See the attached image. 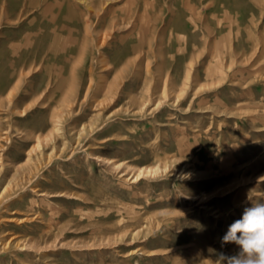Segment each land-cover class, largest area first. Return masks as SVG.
<instances>
[{
    "label": "rangeland",
    "instance_id": "obj_1",
    "mask_svg": "<svg viewBox=\"0 0 264 264\" xmlns=\"http://www.w3.org/2000/svg\"><path fill=\"white\" fill-rule=\"evenodd\" d=\"M36 1L0 0V8L13 3L17 11L22 2L27 11ZM99 1L104 22L143 2ZM70 2L74 15L85 13L80 0ZM150 2V12L163 10L162 42L154 37L145 62L147 43L114 30L103 74L111 79L110 71L132 54L138 55L135 69L99 112L97 127L78 135L91 115L85 101L63 122L61 135L37 149L30 178L0 206V242H10L0 249V264H212L219 253L239 252L221 238L244 208L264 200V0ZM30 11L24 20L40 21V10ZM7 23L0 19V27ZM8 55L1 30L0 130L9 137L0 140V192L31 165L35 137L51 130L43 99L34 103L23 92L39 85L41 70L26 75L12 101L15 111L2 102L15 75ZM13 64L16 70L19 63ZM160 77L182 96L173 100L170 93L155 102L151 95L143 110L131 107L128 97L138 100L148 82L152 92L160 90ZM127 205L143 215L141 227L127 226Z\"/></svg>",
    "mask_w": 264,
    "mask_h": 264
},
{
    "label": "bare ground",
    "instance_id": "obj_2",
    "mask_svg": "<svg viewBox=\"0 0 264 264\" xmlns=\"http://www.w3.org/2000/svg\"><path fill=\"white\" fill-rule=\"evenodd\" d=\"M64 1L65 6L63 8L62 5ZM150 1L143 0L141 6L135 7L130 14L121 15L119 17L110 16V19L106 22L99 17V12L103 8V3H100L99 0H95V2L80 0L81 5L83 4L82 8L85 13L79 16L74 15L75 9L73 6L75 5H71L70 0H61L60 2L59 0H38L34 4H31L32 7L27 11H22V2H20L21 4L17 11L14 9L15 6L17 8V5L13 3H4L1 6L0 19L3 18L6 25H8L7 22H9V26L0 27V31H5L6 34V47L9 52L8 61L11 67L10 75L12 76L15 73L9 85L10 90L4 98L5 100L2 102L6 104L8 110L11 108L12 111H15L17 108L16 106L14 107L12 101L20 85L26 81V75L34 69L41 70L43 76L39 85L35 86L29 84L27 89H24L23 92H28L29 96L35 99L34 103L39 98L43 99V103L47 105L46 107L48 109L46 122L51 127V130L49 128L50 131L46 135L41 136L38 134L41 133L42 127L39 128L37 131L39 132L37 134L38 136L35 137V141L33 140L35 145L27 155L31 165L27 169L21 168L22 173L20 175H15L14 179L7 182L6 186L3 187L0 192V206L3 205L7 198L11 197L12 190L17 188L19 183L30 178L34 167L32 162L38 157L34 155L37 149L43 145L47 146L51 141H54L55 137L61 135L60 133L63 130L62 126L64 125L63 122H66L69 114L75 111V108L78 107L79 109L83 102L90 101L91 115L87 122L88 124L79 131L78 135H81L87 130L91 131L98 126L101 121L99 112L104 109L106 104L114 102V99L122 91L124 85L123 80L128 75L130 69L134 68V63L138 55L135 56V54H132L130 62L125 61L121 64L123 67L121 65L114 67L113 70L110 71V73H112L111 79H108V76L105 77L106 73H103L108 72V67H106L108 63L105 62L106 60H104L103 57L105 56L104 49H107L106 46L109 45L108 39L112 37L114 30L123 28L127 30L128 37L134 36L137 40L136 42L147 43L145 62L149 59L148 52L150 51L152 40L156 39L154 37H158L159 42H162V36L166 30L163 10L155 9L150 12L149 8L152 5ZM55 7L56 9L54 10ZM35 8L40 10V21L34 22V18L29 19V21H26L27 19L24 20L25 14ZM136 42L129 43V49L131 48V51ZM160 47L159 51H161ZM217 47L218 40L214 41L212 45L211 52L214 58L218 51ZM123 50H126V47L123 46ZM123 53H125V51H123ZM125 55L126 54H124V56ZM215 60H217V58ZM15 61L19 63L16 70L13 64ZM94 63L98 64L97 83L95 85L93 82ZM230 65L232 66L231 63ZM139 66L140 65H135V67ZM83 72L86 73V77L83 76ZM145 74H150L147 64H145ZM166 81L168 80L161 79L160 77L158 80L159 84L157 83L160 85V90L157 89L153 92L148 82L144 86V93L140 95L138 100H134V98L129 96L127 101L130 102L131 107L140 111L149 103L151 95L154 96L155 102L164 99L170 93L174 94L173 100H178L182 94L170 91L166 85ZM30 101H32V99H30ZM11 104L12 107H9ZM2 105L3 103L0 104L1 108ZM26 108H24V111ZM1 131L2 129L0 130V140H5V142L8 141L7 137L9 136L6 137ZM149 171L150 173H156V170ZM129 206H124L128 219L127 226L141 227L143 224V215H141L139 211H135L132 208L133 206ZM29 214L30 213H28V215ZM38 214L36 216H38ZM147 215L149 216V214ZM89 217H91V215ZM30 218H33L32 215ZM127 231L129 232V230ZM0 244V249L2 250L10 246V242H6V239L2 240Z\"/></svg>",
    "mask_w": 264,
    "mask_h": 264
},
{
    "label": "clouds",
    "instance_id": "obj_3",
    "mask_svg": "<svg viewBox=\"0 0 264 264\" xmlns=\"http://www.w3.org/2000/svg\"><path fill=\"white\" fill-rule=\"evenodd\" d=\"M222 244L233 243L239 252L231 257L219 253L212 264H264V200L243 209L221 238Z\"/></svg>",
    "mask_w": 264,
    "mask_h": 264
}]
</instances>
